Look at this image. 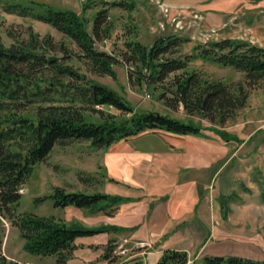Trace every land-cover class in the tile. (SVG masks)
Listing matches in <instances>:
<instances>
[{
	"label": "trees",
	"instance_id": "obj_1",
	"mask_svg": "<svg viewBox=\"0 0 264 264\" xmlns=\"http://www.w3.org/2000/svg\"><path fill=\"white\" fill-rule=\"evenodd\" d=\"M4 10L32 16L52 25L76 43L97 71L113 74L112 66L118 61L117 58L94 46L103 35L109 34L105 26L106 10L97 13L91 31L88 23L76 11L55 8L46 2L30 0L24 4L12 0L4 2ZM189 41L188 37L177 34L161 35L151 46L136 40L129 41L123 60L133 67L135 84L160 85L173 74V79L167 84L170 95L166 96L165 90L162 93L163 97H168L166 103L172 109L183 106L189 115L200 114L210 121L223 123L236 110L247 105L248 88L256 87L264 80V46L228 37L199 43L193 47L192 53L185 56H172ZM51 44L50 35L41 38L34 31L28 39L18 38L11 45H7L0 34V214L10 217L20 229L26 251L42 256L55 255L56 264H68L77 238L121 232L125 228L110 224L89 227L75 221L69 224L54 216L14 215L22 186L36 164L47 158L55 144L86 139L96 148H108L121 139L149 129L202 135L203 127L156 110H149L124 122L117 121L113 116L101 122L90 120L87 112L99 111L97 106H113L128 113L134 109L113 88L94 81L69 64L51 61L48 55ZM196 59L231 66L245 73L247 85L237 83L232 86L222 80L205 78L198 70L191 68V62ZM47 70H51L52 74L45 80ZM35 103L38 106L33 117L26 110ZM214 131L227 141L240 140L226 131ZM80 177L87 183L92 179L84 174ZM51 197L56 207L86 208L91 214H112L119 205L135 200L119 194L68 191L60 186L55 187ZM2 244L0 237V264H25L8 259L3 254ZM115 247L108 248V257ZM188 260L186 251L167 249L155 264H187ZM122 264H143V260L132 257ZM191 264H264V259L206 255Z\"/></svg>",
	"mask_w": 264,
	"mask_h": 264
},
{
	"label": "rangeland",
	"instance_id": "obj_2",
	"mask_svg": "<svg viewBox=\"0 0 264 264\" xmlns=\"http://www.w3.org/2000/svg\"><path fill=\"white\" fill-rule=\"evenodd\" d=\"M8 1L12 0H0V34L7 45H11L18 38L28 39L32 31L39 33L41 38L50 35L52 44L48 51L49 56L54 57L57 63L69 64L94 81L113 88L134 109L128 113L113 106H97L99 111L88 110L90 120L101 122L113 116L117 121L124 122L149 110H156L194 122L203 128L210 127L212 131L218 129L228 132L230 136L249 137L244 143L243 155L247 158L244 165L252 166V171L249 175L246 172L245 176H238L234 189L229 195H225V200L221 198L220 202L218 199L221 214L218 209L216 214L226 218L225 214L228 216L230 213L233 216L232 221L241 222L234 227L259 239L260 244L255 251L259 257L264 258V80L256 87L248 88L249 98L245 107L236 110L232 117L220 123L218 120L210 121L200 114L189 115L183 106L172 109L167 105L168 97H163L162 93L165 90L166 96L170 95L167 84L173 79V74L160 85L135 84L133 67L123 60L127 42L136 40L151 46L159 36L169 34L190 39L172 56H185L192 53L193 47L199 43L228 37L245 39L264 46V0H36L55 8L76 11L88 23L90 31L97 13L106 10L108 16L105 26L109 34L103 35L94 46L97 50L108 52L117 58L118 61L112 66L113 74L97 71L94 64L83 56L76 43L52 25L32 16L6 12L4 2ZM18 1L24 4L30 2ZM208 12L227 15L225 21L212 22L206 16ZM190 65L205 78L222 80L232 86L237 83L247 85L245 73L231 66H222L203 59H196ZM51 74V70H47L45 80ZM37 106L38 103L30 105L26 113L35 117ZM100 149L102 148L92 146L90 140L86 139L57 142L47 158L36 164L22 186L21 198L14 209V215L28 213L54 216L69 224L75 221L89 227L104 224V219L92 217L86 208L81 213L79 210L82 208L56 207L51 197L57 186L68 191L87 193L105 189V171L99 157ZM86 169L94 171L88 172ZM81 174L92 177L91 181L83 182ZM249 178L255 181L254 190L251 191L246 186ZM210 192L213 193V187ZM212 195L210 193L209 200L215 203ZM218 220L221 221L220 218ZM0 237L3 239V254L10 260L25 264H56L55 255L42 256L26 251L20 229L7 215L0 214ZM123 238L124 235L109 238L103 233L79 237L75 241V248L70 252L68 264H122L137 250L135 245L131 248L132 243ZM113 245L116 246L115 250L108 257V248Z\"/></svg>",
	"mask_w": 264,
	"mask_h": 264
},
{
	"label": "crops",
	"instance_id": "obj_3",
	"mask_svg": "<svg viewBox=\"0 0 264 264\" xmlns=\"http://www.w3.org/2000/svg\"><path fill=\"white\" fill-rule=\"evenodd\" d=\"M226 15L208 12L206 16L215 22L225 21ZM210 129L203 128L202 135L149 129L100 149L105 171V189L100 192L135 200L119 205L112 214L91 216L125 228L103 234L109 238L124 235L131 248L137 247L131 258L155 264L165 250L178 249L186 251L191 260L206 255L264 259L255 251L259 239L234 227L241 222L232 221L230 213L226 218L216 214L217 209L221 214L218 199L221 202L232 192L239 175L252 171V166L244 165L247 158L243 155L249 137L227 141ZM249 179L246 186L251 191L255 181ZM210 193L215 203L210 202Z\"/></svg>",
	"mask_w": 264,
	"mask_h": 264
},
{
	"label": "built area",
	"instance_id": "obj_4",
	"mask_svg": "<svg viewBox=\"0 0 264 264\" xmlns=\"http://www.w3.org/2000/svg\"><path fill=\"white\" fill-rule=\"evenodd\" d=\"M192 262H193V260L189 259L188 262H187V264H191Z\"/></svg>",
	"mask_w": 264,
	"mask_h": 264
},
{
	"label": "water",
	"instance_id": "obj_5",
	"mask_svg": "<svg viewBox=\"0 0 264 264\" xmlns=\"http://www.w3.org/2000/svg\"><path fill=\"white\" fill-rule=\"evenodd\" d=\"M55 60V58L54 57H51V61H54Z\"/></svg>",
	"mask_w": 264,
	"mask_h": 264
}]
</instances>
